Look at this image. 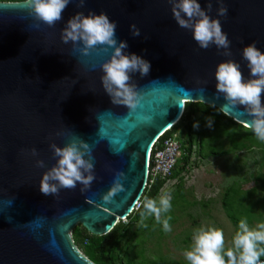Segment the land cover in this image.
Masks as SVG:
<instances>
[{"label":"water","instance_id":"obj_1","mask_svg":"<svg viewBox=\"0 0 264 264\" xmlns=\"http://www.w3.org/2000/svg\"><path fill=\"white\" fill-rule=\"evenodd\" d=\"M198 2L206 8L209 0ZM211 3L208 15L220 20L230 57L214 45L200 49L191 30L172 18L168 0H85L83 7L72 2L54 27L41 23L39 29L23 8L0 6V264H93L74 249L69 230L79 225L102 236L134 211L148 150L187 103L215 108L246 128L244 106L216 92L214 73L231 59L251 78L242 49L255 42L264 52V0H223L226 17L217 16L216 0ZM77 12L106 14L117 24V40L127 42L125 52L150 62L148 75L131 74L140 96L135 108L112 104L104 92L99 65L110 49L82 56L71 42H61V30ZM133 24L139 37L131 34ZM73 137L89 146L96 179L84 192L77 184L58 196L41 194L42 174L56 163L49 145L63 147ZM33 148L36 157L28 152ZM118 172L124 175L122 191L106 202Z\"/></svg>","mask_w":264,"mask_h":264},{"label":"clouds","instance_id":"obj_2","mask_svg":"<svg viewBox=\"0 0 264 264\" xmlns=\"http://www.w3.org/2000/svg\"><path fill=\"white\" fill-rule=\"evenodd\" d=\"M75 2L77 7H83L85 0H23L17 5H0L2 7H18L27 11L28 16L37 23L33 28L39 29L40 24L54 27L63 19V12L69 3ZM220 7L216 10L219 17H226L228 9L223 0H216ZM171 5L172 18L183 29L191 30L192 38L200 49L215 46L224 51L220 54L226 57L232 55L228 36L222 30L219 19L211 18V0L202 8L198 0H168ZM117 24L111 21L103 12L99 15L89 12L84 15L77 12L61 30L60 39L64 44L73 45V51L82 56H88L90 51H101L111 54L99 65L103 75L100 77L104 92L109 95L114 105H127L135 108L140 96L135 85L131 83V74L139 73L141 77L149 74V61L134 53H126L128 44L116 38ZM133 37L140 36V30L135 24L130 25ZM80 45V47H77ZM242 58L247 62L251 78L245 79L240 64L229 59L216 66L214 78L215 89L224 99L233 105L244 106L250 117L245 127L249 128L260 141H264V104L261 97L264 94V52H261L255 42L242 49ZM213 118H206V126L211 128ZM198 122L193 127H198ZM59 135V133H57ZM56 163L42 174L39 181V191L45 196H58L61 189H75L82 185L81 192L87 190L96 179L94 163L89 146L80 139L73 137L63 147L50 144ZM32 157L38 155L35 148L28 150ZM36 166L45 167L44 161L36 160ZM123 173H116L111 190L103 199L108 202L111 197L122 191ZM170 195L165 194L159 200V206L153 199H145L143 208L155 216L157 222H162L165 231H170L169 220L161 221L163 213L171 209ZM144 213H141L143 217ZM239 231L233 239V248L224 251V234L220 229H197L193 235V247L184 253L190 264H261L260 257L264 255V223L258 225L259 230H251L245 219L239 222ZM227 257V261L225 260Z\"/></svg>","mask_w":264,"mask_h":264},{"label":"rangeland","instance_id":"obj_3","mask_svg":"<svg viewBox=\"0 0 264 264\" xmlns=\"http://www.w3.org/2000/svg\"><path fill=\"white\" fill-rule=\"evenodd\" d=\"M207 117L194 113L189 119L181 118L172 131L185 152L189 150V158L186 164L184 158L179 161L174 177L164 181L153 198L159 206L160 198L170 195L171 209L161 221L171 217V230L165 231L147 211L138 219L131 214L121 222L111 264H190L184 253L193 247L197 229L222 230L227 251L233 248L240 220L245 219L251 230L264 223V141L244 127L215 119L209 128ZM197 122L199 126L193 127ZM68 237L86 258L83 243L74 240L72 229ZM260 261L264 262V255Z\"/></svg>","mask_w":264,"mask_h":264},{"label":"trees","instance_id":"obj_4","mask_svg":"<svg viewBox=\"0 0 264 264\" xmlns=\"http://www.w3.org/2000/svg\"><path fill=\"white\" fill-rule=\"evenodd\" d=\"M0 2H12V3H18L23 2V0H0ZM185 113L184 116L180 118L189 119L190 116L194 113H199L203 115H207L212 117L213 119L217 121H221L224 124H230L236 127H242L236 123H234L229 118L222 115L218 110L215 108H211L208 106H205L201 103H187L184 107ZM184 112V111H183ZM175 126V125H174ZM174 127H171L170 131L163 133L164 136H168L172 131ZM251 131V130H250ZM252 132V131H251ZM253 133V132H252ZM187 156L184 157V164H186V160L189 158V150L186 152ZM173 173V177H174ZM172 178V177H171ZM163 182H155L151 187L146 190L144 189L142 192V195L139 199V205L133 213L131 212L126 218H130V215L132 214V217L134 219H138L141 217V213H145V209L143 208V203L145 202V199H153L156 194L158 193L161 184ZM123 230V224L118 223L116 224L107 234L102 236H94L87 233L82 227L79 225H76L72 229V234L74 236V240L79 244L83 246L81 247V250L83 252V255L93 264H111V254L112 251L117 244L120 234ZM262 246V245H260Z\"/></svg>","mask_w":264,"mask_h":264},{"label":"built area","instance_id":"obj_5","mask_svg":"<svg viewBox=\"0 0 264 264\" xmlns=\"http://www.w3.org/2000/svg\"><path fill=\"white\" fill-rule=\"evenodd\" d=\"M170 129L168 128L165 132L170 131ZM186 156L187 154L177 135L171 132L168 136H164L162 133L152 143L147 153L144 189L148 190L155 182L168 181L175 172L179 161ZM138 205L139 202L134 210L137 209Z\"/></svg>","mask_w":264,"mask_h":264},{"label":"bare ground","instance_id":"obj_6","mask_svg":"<svg viewBox=\"0 0 264 264\" xmlns=\"http://www.w3.org/2000/svg\"><path fill=\"white\" fill-rule=\"evenodd\" d=\"M183 103H184V102H181L182 107H183ZM181 111H182V109H181ZM180 117H181V116H180ZM180 117H179V119H177V120H176V121H175L170 127H168V128H171V127H173L174 125H176V124L179 122V120L181 119Z\"/></svg>","mask_w":264,"mask_h":264}]
</instances>
